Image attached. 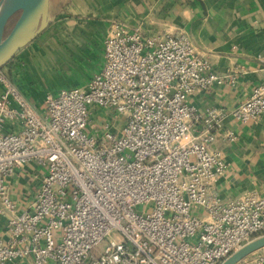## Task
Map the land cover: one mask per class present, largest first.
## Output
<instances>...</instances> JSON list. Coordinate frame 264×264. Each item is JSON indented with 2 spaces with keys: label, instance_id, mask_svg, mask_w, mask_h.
Instances as JSON below:
<instances>
[{
  "label": "built area",
  "instance_id": "built-area-1",
  "mask_svg": "<svg viewBox=\"0 0 264 264\" xmlns=\"http://www.w3.org/2000/svg\"><path fill=\"white\" fill-rule=\"evenodd\" d=\"M104 58L84 87L45 93L44 113L0 67V264H219L263 234L264 197L223 200L215 188L229 168L218 140L235 136L220 127L224 110L196 104L235 77L184 31L114 24ZM109 109L114 122L92 124ZM230 113L264 115V75ZM28 161L43 172L22 207L8 179ZM247 259L236 264H264V249Z\"/></svg>",
  "mask_w": 264,
  "mask_h": 264
},
{
  "label": "crops",
  "instance_id": "crops-1",
  "mask_svg": "<svg viewBox=\"0 0 264 264\" xmlns=\"http://www.w3.org/2000/svg\"><path fill=\"white\" fill-rule=\"evenodd\" d=\"M53 1L47 27L3 65L38 112L44 113L45 93L84 87L103 67L104 39L114 24L146 33L184 31L197 48L211 54L213 70L235 77L233 82H214L196 95L202 112L221 106L220 127L235 135L218 140L229 168L215 188L223 200L235 199L245 189L264 197V115L242 123L230 113L264 75V0ZM42 172V165L28 161L8 179L22 207L28 206ZM6 221L0 214V235Z\"/></svg>",
  "mask_w": 264,
  "mask_h": 264
},
{
  "label": "water",
  "instance_id": "water-1",
  "mask_svg": "<svg viewBox=\"0 0 264 264\" xmlns=\"http://www.w3.org/2000/svg\"><path fill=\"white\" fill-rule=\"evenodd\" d=\"M50 1L0 0V67L47 27L51 20ZM261 248L264 233L245 242L219 264H236Z\"/></svg>",
  "mask_w": 264,
  "mask_h": 264
},
{
  "label": "rangeland",
  "instance_id": "rangeland-1",
  "mask_svg": "<svg viewBox=\"0 0 264 264\" xmlns=\"http://www.w3.org/2000/svg\"><path fill=\"white\" fill-rule=\"evenodd\" d=\"M51 1H53V0H51ZM54 2V1H53ZM13 23V22H12ZM12 23H10L9 24V26H8V28L9 27H11V25H12ZM35 39V38H34ZM33 39V40H34ZM32 40V41H33ZM94 112H96V108L94 109ZM114 117H115V112L113 111V110H111V109H109V110H106L105 111V115H103V114H98V113H96L95 115H94V117H93V121H92V124H95L96 123V119L98 120V121H102L103 123H104V121H111V122H114ZM120 120H118V122H116V125H114L115 126V128L116 129H118L119 127H120ZM150 204H148V205H144L143 206V209H145V210H149L150 209ZM111 239H114V234H109V235H107L106 236V238H105V240L104 241H102L100 244H99V247L100 248H103L104 247V245H105V243H107L109 240H111ZM261 250H259V251H257V252H254V253H252L251 255H250V258H248L247 260L249 261V260H251V259H253L259 252H260Z\"/></svg>",
  "mask_w": 264,
  "mask_h": 264
}]
</instances>
